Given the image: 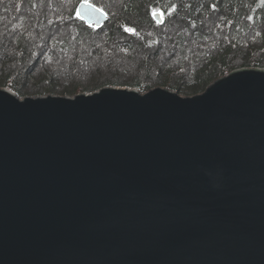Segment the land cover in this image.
Masks as SVG:
<instances>
[{"label":"water","instance_id":"1","mask_svg":"<svg viewBox=\"0 0 264 264\" xmlns=\"http://www.w3.org/2000/svg\"><path fill=\"white\" fill-rule=\"evenodd\" d=\"M0 264H264V70L189 97L0 88Z\"/></svg>","mask_w":264,"mask_h":264},{"label":"trees","instance_id":"2","mask_svg":"<svg viewBox=\"0 0 264 264\" xmlns=\"http://www.w3.org/2000/svg\"><path fill=\"white\" fill-rule=\"evenodd\" d=\"M82 2L92 3L100 9L103 5L102 0H0V88H9L23 98L31 93L38 96L52 91L51 79L56 77V67L61 68L62 64L75 66L81 59L79 45H84L91 37L89 27L78 18L77 7ZM109 2L104 6L107 9L109 5L113 6L116 13L112 10L106 12L109 25L104 27L103 33L107 43H124L129 46V42L135 41L137 36L143 39L141 29L132 27L133 20L147 24V30L144 32L154 35L156 31L154 26L159 20L153 15V10L163 12L161 17L169 24L167 27L172 30L175 28V43L179 48L176 55L179 64L176 65L180 66L174 69L171 64H167L163 69L167 76L163 85L179 94L194 95L204 91L218 79L236 70V64L231 58L239 49H246L248 53L247 66L264 67L262 0H117V2L109 0ZM216 7L222 10L219 12L220 21L218 20L215 26L212 25L210 30L205 29L204 26L210 23V18L205 19L211 16V11L216 10ZM70 26L74 32L69 33V30H66ZM181 27L186 30L182 31ZM132 29L136 32V37L130 35L129 30ZM163 36L165 35H162V38ZM214 37L217 49H211L210 45L207 46V50L204 49V54L190 52L189 46L193 51L195 46L199 47L195 44H211ZM159 39V36H154L147 41L148 46H154ZM48 41L52 47H43ZM7 44L15 52L12 59L6 54ZM39 54L43 56L45 62L53 61L54 68L44 69L41 85H37L38 89L34 91H28L25 86L28 79L25 77V67L29 60H34ZM149 57L150 53L146 52L144 58ZM189 65L198 67L196 69L189 67L190 70L184 71L186 74L183 75L180 71ZM152 70L153 68L146 69V76L153 74ZM80 80L70 87L73 96L101 89L105 83L114 85L113 81H100L99 77L90 79L87 82L89 85H85L82 78ZM188 81H192L190 83L194 84V88H186ZM133 86L139 87L142 93L153 87L149 81H136Z\"/></svg>","mask_w":264,"mask_h":264},{"label":"rangeland","instance_id":"3","mask_svg":"<svg viewBox=\"0 0 264 264\" xmlns=\"http://www.w3.org/2000/svg\"><path fill=\"white\" fill-rule=\"evenodd\" d=\"M102 2H103V5H101L102 10H104L105 12H109L110 10H112L116 13V10L115 8H113V6L109 5L108 9L107 7L104 6L107 5V3H110L109 0H102ZM113 2H117V0L115 1L113 0ZM215 9L216 10L211 11V16L205 19L208 20L210 18V23L208 24L206 23V25L204 26L205 29L210 30L212 25L215 26V24L220 21L221 15L219 14V12H221L222 10L218 7H216ZM115 13L112 15L113 18L115 17ZM165 22L166 21L163 20L159 21V23L154 26V29L156 31H154L155 33L153 35L144 32L145 30H147V24L133 20L131 22L132 27L136 26L138 29H141L143 39L141 37L139 38L142 40L137 38L138 36L136 37L135 31L134 32L130 31V35H133V37L135 36L136 38L134 39L135 41H132V43L129 42V46L124 43L121 44H116L114 42L107 43L108 41L107 39L105 40V35L103 32H104V27L108 26L109 22L105 23L101 29L97 27L95 28L93 26L89 27V29L91 30V37L87 39V42L84 45H79V48H81L79 49L80 57H81V59H79V62H77L75 66H66L65 64H62L61 68L59 66L56 67L57 69L56 70L57 72L55 74L56 77L54 79H51V83H52L51 92H49L48 94H41L38 96L31 93L27 97H43L48 95L74 97L72 93H70L71 90L70 87L73 84H75L77 81H81L80 78H82L84 84L89 85L87 82L90 79L93 80V78L96 77H99L100 81H105V80L113 81L114 85H108L107 83H105L103 88L115 87V88H131L135 90H140L138 89L139 87H135L133 86V84L136 81L138 82L149 81L153 85L151 89L161 87L175 91L174 89H171L163 85L166 76V73L163 72V69L167 66V64H171L174 67V69L177 67L180 68V66L176 65L179 64L176 56L177 52L179 51V48L176 46L175 43L176 41L175 28L172 30L170 27H167L169 24L168 23L166 24ZM66 30H69V33L74 32L72 30V26L67 27ZM181 30L185 31L186 28L181 27ZM162 35L165 36H163L162 38ZM154 36H159L160 39L157 40L154 46L149 47L147 41L153 38ZM215 39L216 38L214 37L211 44L209 43L195 44L197 46L199 45V47L195 46L193 51L190 49V46L188 48L190 52L204 54L205 50H207L208 48L207 46L211 45V49L213 50L217 49L214 42ZM44 46L52 47V44L51 42L48 41L43 44V47ZM146 52L150 53L149 58H144V54ZM6 54L10 55L9 57L10 59H12L15 55V52H13V49L12 47L9 46V44H7ZM195 55L196 54H194V56ZM231 60L234 64H236L237 70L243 68L245 69L256 68V69L264 70V67L247 66L248 53L246 49L237 50L235 54H233ZM53 64H54L53 61L45 62V59L43 58V56L41 57L40 54L34 60L28 61L25 67L26 70L25 77L28 78L26 79L27 85L24 84L28 91H34L35 89H38L36 88L37 85L39 84L41 85V83L43 82L42 77L44 76L42 75L45 72L44 69L47 68L49 70L54 68ZM190 65L187 67H183V69L180 72L184 75L190 69H196L198 67V66L191 67L192 65L191 66ZM148 68L149 69L153 68L152 70L153 74H149L150 75L149 77L146 76V69ZM28 72L30 74H28ZM190 82L192 81L187 82V84L185 85L186 88H194V84H191ZM206 89L207 87L205 88V90ZM204 91H201L199 93H194V95L201 94ZM83 93H92V92H83ZM179 95L183 97L193 96L184 93Z\"/></svg>","mask_w":264,"mask_h":264},{"label":"snow or ice","instance_id":"4","mask_svg":"<svg viewBox=\"0 0 264 264\" xmlns=\"http://www.w3.org/2000/svg\"><path fill=\"white\" fill-rule=\"evenodd\" d=\"M262 2H264V0H262ZM92 10L95 11L96 9H92ZM173 11H175V9H173ZM169 14H171V13H169ZM153 15L154 16H156V15L163 16V12H159L158 10L154 9L153 10ZM129 31H133L134 32V30H129Z\"/></svg>","mask_w":264,"mask_h":264},{"label":"flooded vegetation","instance_id":"5","mask_svg":"<svg viewBox=\"0 0 264 264\" xmlns=\"http://www.w3.org/2000/svg\"><path fill=\"white\" fill-rule=\"evenodd\" d=\"M158 20H159V19H158ZM162 20H163V21H165V19H164V18H163ZM159 21H160V20H159Z\"/></svg>","mask_w":264,"mask_h":264}]
</instances>
